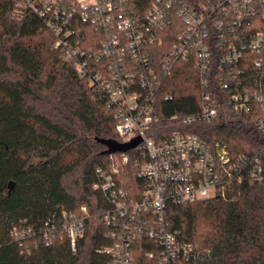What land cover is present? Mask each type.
Here are the masks:
<instances>
[{
    "label": "built area",
    "instance_id": "1",
    "mask_svg": "<svg viewBox=\"0 0 264 264\" xmlns=\"http://www.w3.org/2000/svg\"><path fill=\"white\" fill-rule=\"evenodd\" d=\"M56 37L63 61L77 67L116 120L122 142L140 137L134 152L138 182L118 167H98L94 188L111 202L102 216L110 264H138L136 242L149 241L148 264H191L207 251L186 240L167 219L170 202L211 198L241 184L264 180V153L232 156L221 141L207 143L193 133L150 135L158 121V99L179 61L200 73L201 101L186 122L213 120L228 101L237 112L260 109L256 129L264 135V0H22ZM166 48V49H165ZM168 99L169 95H165ZM161 136V135H160ZM124 163L130 155L122 152ZM60 214L37 231L15 225L12 237L39 235L52 244L58 233L78 249L89 218Z\"/></svg>",
    "mask_w": 264,
    "mask_h": 264
},
{
    "label": "trees",
    "instance_id": "2",
    "mask_svg": "<svg viewBox=\"0 0 264 264\" xmlns=\"http://www.w3.org/2000/svg\"><path fill=\"white\" fill-rule=\"evenodd\" d=\"M55 40L22 0H0V264H110L102 247L111 239L101 216L111 202L94 188L96 170L118 167L122 177L139 180L133 150L125 152L126 163L123 151L107 152L101 139L122 142L116 120L77 67L63 61ZM200 101L196 64L179 61L164 83L149 134L165 138L179 130L210 144L219 140L232 156L264 153V135L255 127L260 109L237 112L225 101L217 119L186 122ZM82 204L90 216L76 252L65 233L52 244L39 235L25 240L29 250L12 237L15 225L38 231L64 210L80 213ZM167 219L207 251L191 264H264V180L245 178L211 198L170 202ZM134 247L138 264H148L151 243Z\"/></svg>",
    "mask_w": 264,
    "mask_h": 264
},
{
    "label": "water",
    "instance_id": "3",
    "mask_svg": "<svg viewBox=\"0 0 264 264\" xmlns=\"http://www.w3.org/2000/svg\"><path fill=\"white\" fill-rule=\"evenodd\" d=\"M101 141L108 146V153L114 152V151H123L126 152L132 148H134L140 141V137L133 138L132 140L128 142H119L116 140H108V139H101Z\"/></svg>",
    "mask_w": 264,
    "mask_h": 264
}]
</instances>
